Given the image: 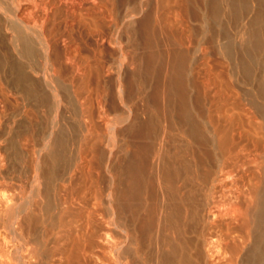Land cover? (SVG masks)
<instances>
[{
  "label": "bare ground",
  "instance_id": "bare-ground-1",
  "mask_svg": "<svg viewBox=\"0 0 264 264\" xmlns=\"http://www.w3.org/2000/svg\"><path fill=\"white\" fill-rule=\"evenodd\" d=\"M0 264H264V0H0Z\"/></svg>",
  "mask_w": 264,
  "mask_h": 264
},
{
  "label": "rangeland",
  "instance_id": "rangeland-1",
  "mask_svg": "<svg viewBox=\"0 0 264 264\" xmlns=\"http://www.w3.org/2000/svg\"><path fill=\"white\" fill-rule=\"evenodd\" d=\"M139 17V16H138ZM190 50H193V47H188ZM198 52V51H197ZM197 54H199L200 55V53L198 52ZM15 100V99H14ZM11 101H13V100H11ZM18 101H20V100H18ZM14 103H16L17 102V99L15 100V101H13ZM13 102H11V104H10V106H11V109H9L10 111H12V110H15L16 108H15V106L14 105H12L13 104ZM19 103V102H18ZM17 104V103H16ZM21 104V106H22V103H20ZM12 106H13V109H12ZM17 106H19L20 107V105L18 104ZM9 108V105L8 106H6V112H9L7 109ZM18 109V108H17ZM42 114H44L46 117H48L49 118V116L48 115H46V113H43L42 112ZM73 145V146H72ZM71 146V151L73 150V152H75L76 150H75V145L74 144H72ZM130 148V147H129ZM115 149V148H114ZM75 150V151H74ZM128 150H130V149H128Z\"/></svg>",
  "mask_w": 264,
  "mask_h": 264
}]
</instances>
